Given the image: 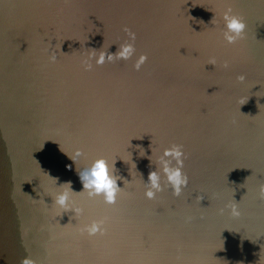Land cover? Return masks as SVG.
<instances>
[{
  "label": "water",
  "instance_id": "water-1",
  "mask_svg": "<svg viewBox=\"0 0 264 264\" xmlns=\"http://www.w3.org/2000/svg\"><path fill=\"white\" fill-rule=\"evenodd\" d=\"M228 8L245 24L231 44ZM125 26L133 57L86 71ZM100 157L120 177L111 204L78 175ZM262 184L264 0H0V264H264Z\"/></svg>",
  "mask_w": 264,
  "mask_h": 264
},
{
  "label": "clouds",
  "instance_id": "clouds-1",
  "mask_svg": "<svg viewBox=\"0 0 264 264\" xmlns=\"http://www.w3.org/2000/svg\"><path fill=\"white\" fill-rule=\"evenodd\" d=\"M212 18L211 22L213 21ZM223 19L225 21V31L224 38L228 43H235V41L241 36L245 28V24L242 20L232 14V9L228 8L223 13ZM123 31L128 37V40L120 44L118 50L114 54H106L104 50H90L86 57L82 59V65L86 71L92 70L93 59L95 60V65H103L106 61L109 63L119 61V60H129L133 57L136 52L134 43L136 40L135 32L131 31L128 27H124ZM147 56L141 54L139 58L134 63V68L140 70L141 65L145 63ZM49 62H56V55L51 54L49 56ZM210 63L214 64L215 61L210 60ZM227 67V63L224 65ZM239 81H243L245 77L240 75L237 77ZM82 155V152L78 149L75 152V156ZM163 157L171 158L175 161V166H172L169 160L163 161L162 171L166 176L168 184L172 187L174 194L179 195L182 188L187 185L188 178L182 173L183 167V157L184 153L182 151V146L173 145L171 148H165L163 151ZM73 162H75L73 157H69ZM150 159V157H149ZM115 173L114 162L109 167L107 160L103 157L97 158L92 161L91 165L87 168L85 172L78 173L80 176L81 183L83 185V191H87L89 196L93 195H103L105 201L109 204L113 203L116 198V193L118 187L116 184L117 179H120ZM57 179V178H53ZM148 190L145 192L147 198L151 199L154 197L155 192L161 191V186L159 183V176L155 171H150L148 175ZM71 191V182H65ZM155 190V191H154ZM260 191L264 194V184L260 186ZM68 201V192H60L55 197V203L60 207H65ZM223 209H221V212ZM231 214L233 216H239L240 212L235 205L231 206ZM99 229L97 223H93L88 229V233L95 234ZM22 264H33L31 260L24 259Z\"/></svg>",
  "mask_w": 264,
  "mask_h": 264
}]
</instances>
